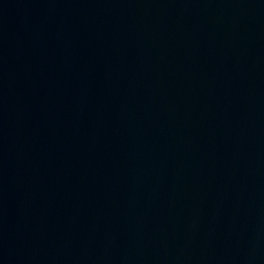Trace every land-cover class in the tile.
Segmentation results:
<instances>
[{"label": "water", "instance_id": "1", "mask_svg": "<svg viewBox=\"0 0 264 264\" xmlns=\"http://www.w3.org/2000/svg\"><path fill=\"white\" fill-rule=\"evenodd\" d=\"M0 264H264V0H0Z\"/></svg>", "mask_w": 264, "mask_h": 264}]
</instances>
